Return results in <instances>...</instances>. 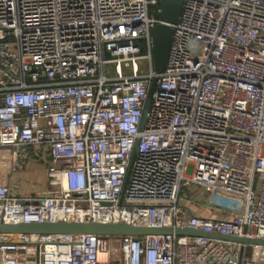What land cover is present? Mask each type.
I'll list each match as a JSON object with an SVG mask.
<instances>
[{
    "label": "built area",
    "instance_id": "1",
    "mask_svg": "<svg viewBox=\"0 0 264 264\" xmlns=\"http://www.w3.org/2000/svg\"><path fill=\"white\" fill-rule=\"evenodd\" d=\"M159 1L0 0V222L264 240V0H183L157 73ZM33 156L45 189L13 193ZM185 187L222 216L192 213ZM242 263L264 264V244L0 233V264Z\"/></svg>",
    "mask_w": 264,
    "mask_h": 264
},
{
    "label": "water",
    "instance_id": "2",
    "mask_svg": "<svg viewBox=\"0 0 264 264\" xmlns=\"http://www.w3.org/2000/svg\"><path fill=\"white\" fill-rule=\"evenodd\" d=\"M183 0H160L159 9H160V20L161 23L155 24L151 29V38L153 43V60H154V69L157 73H162L167 64V57L171 47V40L173 36L174 29L171 26L175 24L180 16L181 6ZM157 78H155L148 91V99L144 109L145 120L147 109L149 103L152 99V93L154 91ZM0 233L1 234H59V235H83V234H95V235H105V236H114L118 235H129L136 238H141L142 236H210L218 239H224L233 242L249 243V244H264V240L261 239H249L245 237H234L224 234H213L207 232H200L191 228L184 227H159V226H131L126 223H107V222H92V221H71V222H32V223H15L8 224L0 222Z\"/></svg>",
    "mask_w": 264,
    "mask_h": 264
},
{
    "label": "rangeland",
    "instance_id": "3",
    "mask_svg": "<svg viewBox=\"0 0 264 264\" xmlns=\"http://www.w3.org/2000/svg\"><path fill=\"white\" fill-rule=\"evenodd\" d=\"M140 65L144 71H147L148 64L145 61H141ZM112 68V66H109L108 72L112 71ZM26 166V170H29V176L28 178L23 179L22 183H24V185L27 187V194H31L37 190L43 191L45 189V186L47 185L45 179L46 161L42 160L41 157L33 156V158L30 159ZM183 194L184 196H187L190 200H193L194 198L198 197L194 188L192 187H185L183 189ZM113 246L118 247V239L114 241Z\"/></svg>",
    "mask_w": 264,
    "mask_h": 264
},
{
    "label": "crops",
    "instance_id": "4",
    "mask_svg": "<svg viewBox=\"0 0 264 264\" xmlns=\"http://www.w3.org/2000/svg\"><path fill=\"white\" fill-rule=\"evenodd\" d=\"M29 171V170H28ZM27 170L26 171H22L19 172L16 177L14 178V181H12V192L16 193L19 192L21 194H27L28 190L27 187L24 185V183H22V180L25 178H28L29 176V172ZM40 190H37L35 192H39ZM42 191V190H41ZM212 201V197L208 194L206 195H202L198 196L196 198H194L193 200H189L186 199L185 201H183L184 205H186L189 210L194 213L197 216L200 217H210V218H216V217H220L222 216V213H217L215 211H213V206L210 205ZM200 202V203H199ZM251 251L250 250H245L244 255H250ZM244 264V263H242Z\"/></svg>",
    "mask_w": 264,
    "mask_h": 264
}]
</instances>
